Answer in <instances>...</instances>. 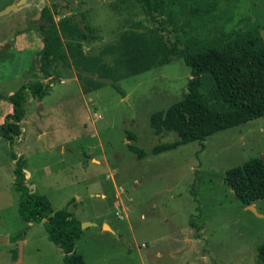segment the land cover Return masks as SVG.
Here are the masks:
<instances>
[{
    "label": "rangeland",
    "instance_id": "rangeland-1",
    "mask_svg": "<svg viewBox=\"0 0 264 264\" xmlns=\"http://www.w3.org/2000/svg\"><path fill=\"white\" fill-rule=\"evenodd\" d=\"M11 1L0 0V10ZM164 1L156 18L142 0H25L0 15V94L40 77L36 58L46 25L40 11L53 3L56 22L70 18L85 30L84 51L113 69L118 87L85 93L83 83L97 76L80 80L74 67H60L58 77L41 78L50 82L49 94L28 99L21 134L12 141L0 136V264H64L44 221L25 223L19 215L13 169L21 157L25 184L80 220L75 251L85 264H258L264 198L252 203L257 215L224 177L264 156V116L220 130L203 144L190 141L154 154V146L178 135L156 133L150 115L185 96L190 68L173 58L126 76L123 36H157L186 49L248 30L264 40V0ZM65 31L63 41H74ZM201 93L214 109L223 108L210 96L208 81ZM9 112L11 104L0 98V133ZM128 144L145 155L137 157ZM24 228L23 239L15 240Z\"/></svg>",
    "mask_w": 264,
    "mask_h": 264
},
{
    "label": "trees",
    "instance_id": "trees-1",
    "mask_svg": "<svg viewBox=\"0 0 264 264\" xmlns=\"http://www.w3.org/2000/svg\"><path fill=\"white\" fill-rule=\"evenodd\" d=\"M142 1L151 18H156L155 14H160L165 5L164 0ZM56 11L54 3L52 7L43 6L40 11L39 19L46 24L42 27V47L36 58L40 77L22 84L9 95L0 94L1 99L11 104V112L5 115L0 133L9 141L21 134L19 123L26 114L28 99L33 97L41 101L48 95L50 82L42 79L58 77L60 67H74L80 80L84 76H97V80L83 83L85 93L106 84L118 89L113 69L100 57L84 51L85 30L70 18L56 22ZM60 30L74 36L75 40L65 43ZM123 38L128 52L126 76L167 64L173 58L182 59L190 68L185 96L150 115V125L156 133L167 130L178 135L176 141L154 146V154L190 141L203 144L207 137L220 130L264 116V40L258 30H248L218 43L200 44L190 49L181 48L176 42L166 45L157 36L144 39L125 34ZM205 81L209 82L210 96L223 105L222 109H214L203 97L201 87ZM127 147L139 158L145 155V151L136 145L128 144ZM23 165L21 157L13 169L20 217L25 223L44 221L49 240L63 253L64 264H85L82 255L75 251V242L81 235L80 220L67 206L54 209L45 194L32 191L25 184ZM224 179L235 198L245 206L264 198V161L260 157H252L242 165L226 170ZM24 233L25 228L14 239H23ZM257 262L264 264V243L258 247Z\"/></svg>",
    "mask_w": 264,
    "mask_h": 264
},
{
    "label": "water",
    "instance_id": "water-1",
    "mask_svg": "<svg viewBox=\"0 0 264 264\" xmlns=\"http://www.w3.org/2000/svg\"><path fill=\"white\" fill-rule=\"evenodd\" d=\"M24 1H25V0H18V1L15 2V3H11V4L7 5L4 9L0 10V15H3V14H5V13H8V12L11 11V10H15V9H17V7H18L19 5H21ZM42 139H43V142H44L45 147H46V139H45V136H44V135H42ZM261 158H262V160L264 161V156H263V155H262ZM247 207H248L252 212H254V213H256L257 215H259V214L256 212L255 207H254L252 204L247 205ZM105 225H106V224H104V226H105ZM2 239H5V238H1V237H0V240H2ZM21 252H22V241L20 242L19 252H18V259H17V261H20V259H21Z\"/></svg>",
    "mask_w": 264,
    "mask_h": 264
},
{
    "label": "crops",
    "instance_id": "crops-1",
    "mask_svg": "<svg viewBox=\"0 0 264 264\" xmlns=\"http://www.w3.org/2000/svg\"><path fill=\"white\" fill-rule=\"evenodd\" d=\"M18 1V0H17ZM16 0H13V1H11L12 3H15V2H17ZM27 2V1H26ZM11 4V3H10ZM9 5V4H8ZM19 7V6H18ZM17 7V8H18ZM202 258H204V257H202Z\"/></svg>",
    "mask_w": 264,
    "mask_h": 264
},
{
    "label": "bare ground",
    "instance_id": "bare-ground-1",
    "mask_svg": "<svg viewBox=\"0 0 264 264\" xmlns=\"http://www.w3.org/2000/svg\"><path fill=\"white\" fill-rule=\"evenodd\" d=\"M106 226L108 227V225L106 224Z\"/></svg>",
    "mask_w": 264,
    "mask_h": 264
}]
</instances>
